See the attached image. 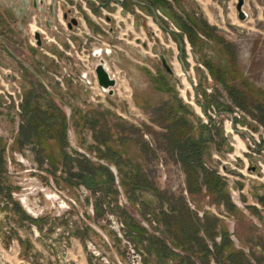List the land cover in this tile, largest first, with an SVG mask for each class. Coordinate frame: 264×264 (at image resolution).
I'll return each mask as SVG.
<instances>
[{"label":"rangeland","instance_id":"obj_1","mask_svg":"<svg viewBox=\"0 0 264 264\" xmlns=\"http://www.w3.org/2000/svg\"><path fill=\"white\" fill-rule=\"evenodd\" d=\"M3 1L0 140L27 217L0 196V264H264V0L244 21L238 0ZM201 137L210 190L179 151Z\"/></svg>","mask_w":264,"mask_h":264},{"label":"trees","instance_id":"obj_2","mask_svg":"<svg viewBox=\"0 0 264 264\" xmlns=\"http://www.w3.org/2000/svg\"><path fill=\"white\" fill-rule=\"evenodd\" d=\"M188 32L192 33L191 31H188ZM189 39H191V38L189 37ZM179 45H180L179 46L180 50L182 51L183 41L181 39H179ZM233 98H234V101L239 106H241V107L244 106V104H243L244 102L240 98H238L236 95L233 94ZM262 114L264 117V111ZM59 130H60V134H61V137L63 140L64 135H65L63 128H60ZM203 144H204L203 137H201L198 142L192 143L191 145H183V148H180L179 151L181 154V159L183 161V166L186 170V173L189 174L191 176V178H193L194 185H196V183H197L196 182L197 181V172H195V171L197 169H199L201 171L203 183L210 190L212 188L213 183L215 182V186L217 187L219 181L213 180L214 179L213 171L205 169L202 166V153L201 152L203 150ZM186 150H188V151H186ZM109 152H110V150H108V155H102L101 157L103 159H105L106 161L112 162L117 167L118 172L120 173L119 158L116 157L114 154H112V152L109 156ZM66 158H68V157H66ZM190 160L194 161V163H193L194 166L192 164H190ZM195 164H196V166H195ZM106 173H107V175H108V177L112 183L113 182V176H112L111 172L109 170H106ZM140 183L141 182L139 181V179H134V180L123 179V185L125 187L130 185L134 189H138V188H140ZM11 190H12V187L10 186V183L8 181L7 172H6V159H5V154H4V144L0 140V196L7 199V201H9L11 204H13L15 211L18 212L21 215V217L26 218L27 216H26L25 212L22 210L18 201L13 200V198L11 196ZM218 192H219V189H218ZM33 222H35V221H33ZM129 226H132V225L129 224ZM17 239H18L21 246L25 244L24 241H22L21 239H19V238H17ZM192 241L194 244L196 243L195 240H192ZM163 245L159 246V248L165 252V251H167V248L165 247V245L164 246Z\"/></svg>","mask_w":264,"mask_h":264},{"label":"water","instance_id":"obj_3","mask_svg":"<svg viewBox=\"0 0 264 264\" xmlns=\"http://www.w3.org/2000/svg\"><path fill=\"white\" fill-rule=\"evenodd\" d=\"M243 6H244V0H238L236 4V11H237V17L240 21H244L247 17L245 11L243 10ZM50 13H51V17H54L53 8L51 7H50ZM63 18L67 20V14H64ZM47 26H49L48 23H47ZM74 26H77V20L74 18L69 19L67 21V28L69 30H72ZM34 38L36 40V44L38 46H41V39L38 33L34 34ZM98 54L99 52H97L96 50L93 51V55H98ZM160 58H161V64L164 70L167 73L172 74L173 72L167 63V60L164 58L163 55H161ZM94 72H95L98 86L103 91L107 92L109 95H112L113 88L116 85V81H115L114 76L110 74L109 68L107 67L104 60L100 59L99 63L95 65ZM250 170L256 171V168L252 167L250 168Z\"/></svg>","mask_w":264,"mask_h":264},{"label":"crops","instance_id":"obj_4","mask_svg":"<svg viewBox=\"0 0 264 264\" xmlns=\"http://www.w3.org/2000/svg\"><path fill=\"white\" fill-rule=\"evenodd\" d=\"M24 0H4L3 4L7 6H10L11 8L15 9L16 11H19L21 13L22 11V5ZM22 19V18H21ZM21 22V21H20Z\"/></svg>","mask_w":264,"mask_h":264},{"label":"built area","instance_id":"obj_5","mask_svg":"<svg viewBox=\"0 0 264 264\" xmlns=\"http://www.w3.org/2000/svg\"><path fill=\"white\" fill-rule=\"evenodd\" d=\"M57 2H59V0H56ZM78 26V25H77ZM77 26L76 27H74L73 29H75V28H77ZM40 32H42V31H40ZM71 32V31H70Z\"/></svg>","mask_w":264,"mask_h":264},{"label":"bare ground","instance_id":"obj_6","mask_svg":"<svg viewBox=\"0 0 264 264\" xmlns=\"http://www.w3.org/2000/svg\"><path fill=\"white\" fill-rule=\"evenodd\" d=\"M77 25H78V22H77ZM74 27H76V26H74ZM74 27H73V28H74Z\"/></svg>","mask_w":264,"mask_h":264}]
</instances>
